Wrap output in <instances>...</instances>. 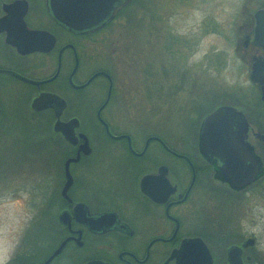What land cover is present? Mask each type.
I'll use <instances>...</instances> for the list:
<instances>
[{
    "label": "flooded vegetation",
    "instance_id": "af4514ba",
    "mask_svg": "<svg viewBox=\"0 0 264 264\" xmlns=\"http://www.w3.org/2000/svg\"><path fill=\"white\" fill-rule=\"evenodd\" d=\"M132 1L101 27L74 32L52 16L53 0H0V190L18 222L9 226L6 264H264V232L245 231L250 206L264 205V44L253 36V12L264 1L228 38L246 75L245 83H230L240 96L214 81L202 91L196 74L190 151L165 136L155 114H146L152 123L137 122L139 103L183 101L185 85L174 84L171 97L142 96L131 68L138 46L121 28L135 21L122 16ZM207 91L215 97L201 105ZM44 93L49 105L33 104ZM219 105L241 111L250 152L232 156L225 171L199 149L202 118ZM89 114L103 152L84 128ZM73 118L69 140L53 125ZM14 120L21 129L11 128ZM132 123L148 125L140 140ZM152 147L180 159L186 175Z\"/></svg>",
    "mask_w": 264,
    "mask_h": 264
},
{
    "label": "rangeland",
    "instance_id": "374dc122",
    "mask_svg": "<svg viewBox=\"0 0 264 264\" xmlns=\"http://www.w3.org/2000/svg\"><path fill=\"white\" fill-rule=\"evenodd\" d=\"M263 1L145 0L144 3H147L145 6H143L144 3L143 5L142 3L138 5L132 3L130 7L133 6L135 8L133 11L137 12L131 16L135 18V21L128 25L130 20H127L128 23L123 20L121 28L123 29V39L128 41L130 38H135L138 46L136 52L134 51L136 54L131 68L135 69L132 72L139 80L142 96L144 98L147 96L171 97L172 92L170 91L174 84L175 86L185 85V97H183L185 100L183 101L176 102L169 98L168 103H162L158 99L151 104H148L149 102L147 104L139 103L137 122L143 119L152 123L151 116L146 114H155L156 118H160L165 126L163 129L165 136L172 140L178 139L181 142L180 145L190 151V132L194 129V122L200 108L197 101L194 102L199 89L196 83L194 84L196 74L199 73L201 76L202 91L209 86V82L214 81L220 84L224 83L222 91L240 96L236 87H232L230 83H245L246 75L237 70L238 60L235 57L236 51L232 41L237 37L238 24L246 20L252 9ZM113 29L110 32L114 36ZM228 38L233 40L230 41ZM149 40L153 45V50L150 53L148 50L146 51ZM81 51L84 59L83 48ZM150 56H153V62L150 61ZM215 63L216 66H212ZM151 80L154 81L156 87L154 89H148L152 85ZM215 94L216 91L213 95L208 91L205 92L202 104H200L208 106L213 101ZM13 109L14 105L10 111ZM4 117L7 116L4 115ZM13 122L12 129H21V121L14 120ZM83 125L92 143L96 148H99L100 152H103L101 146L105 143V139L96 131L90 114L84 118ZM132 128L139 140L144 132L149 130L146 123L145 125L132 123ZM1 132H3L2 129H0ZM0 139H2L1 136ZM29 145H34V143ZM55 147L59 146L54 144L53 148ZM151 153L154 157H165L170 162L172 169H176L183 176L186 175L185 167L180 159L166 156L155 147H152ZM57 154L59 155L61 152ZM24 160L25 162H35L37 159L32 157ZM34 162L29 165L33 166ZM0 177H2L1 174ZM78 177L83 179L82 175ZM16 224L18 222L12 203L7 201V197L0 190V258L5 259L7 256L10 246L9 226Z\"/></svg>",
    "mask_w": 264,
    "mask_h": 264
},
{
    "label": "water",
    "instance_id": "95a60500",
    "mask_svg": "<svg viewBox=\"0 0 264 264\" xmlns=\"http://www.w3.org/2000/svg\"><path fill=\"white\" fill-rule=\"evenodd\" d=\"M129 1L130 0H53V4H50V9L52 16L60 24L74 32H86L104 25L114 16L117 10ZM253 17V36L255 41L264 44V3L263 6L254 10ZM48 101H50L49 97L44 93L34 99L33 104H41L38 107H44L45 105H49L47 104L49 103ZM73 119L74 120L71 119L64 123L55 121L53 128L60 130L66 139L71 140V124L76 123V119ZM245 129L246 123L241 111L236 110L232 106L219 105L205 114L202 118L199 129V149L210 161H212L213 157L217 156L222 163L223 171H225L232 156L237 157L238 154L241 153L248 155L250 158V152L243 141ZM221 136L225 138L223 144H219V141L214 142L215 137L221 138ZM232 137L233 142L230 144L231 140H228V138ZM230 145H233V147L230 148ZM215 146L219 149L215 148ZM235 146L238 147L234 148ZM252 163L254 164L253 159ZM256 169V165H253L250 179H252ZM68 182L69 175L66 173L64 187H66ZM233 184L240 186L243 182H235Z\"/></svg>",
    "mask_w": 264,
    "mask_h": 264
},
{
    "label": "clouds",
    "instance_id": "9594fccd",
    "mask_svg": "<svg viewBox=\"0 0 264 264\" xmlns=\"http://www.w3.org/2000/svg\"><path fill=\"white\" fill-rule=\"evenodd\" d=\"M250 207L251 213L245 221V231L259 235L264 232V205L254 202ZM261 251H264V245H261ZM0 264H6V261L0 258Z\"/></svg>",
    "mask_w": 264,
    "mask_h": 264
},
{
    "label": "trees",
    "instance_id": "16d2710c",
    "mask_svg": "<svg viewBox=\"0 0 264 264\" xmlns=\"http://www.w3.org/2000/svg\"><path fill=\"white\" fill-rule=\"evenodd\" d=\"M144 1H145V0H133L132 3H133V5H134V4H135V5H136V4L138 5V4H141V3H142V5H143ZM132 3L129 4L128 6H125V7L122 9L123 15L130 17V16H133L134 14L137 13L136 11H133V9H135L133 6L130 7V6L132 5ZM146 4H147V3L145 2L143 6H145Z\"/></svg>",
    "mask_w": 264,
    "mask_h": 264
}]
</instances>
